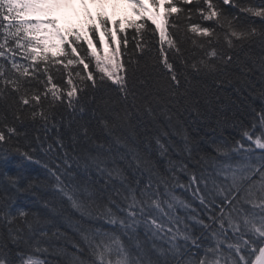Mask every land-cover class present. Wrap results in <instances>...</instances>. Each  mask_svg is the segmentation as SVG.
<instances>
[{
	"label": "snow or ice",
	"instance_id": "1",
	"mask_svg": "<svg viewBox=\"0 0 264 264\" xmlns=\"http://www.w3.org/2000/svg\"><path fill=\"white\" fill-rule=\"evenodd\" d=\"M70 2L0 0V160H6L12 151L33 160L32 152L37 149L29 144L31 151H21L13 140L26 136L16 125L30 119L37 131L45 134L44 140L36 136L39 150L49 156L55 153V169L47 163L43 167L55 177L56 193L70 202L82 220L103 219L119 226L120 235L77 229L82 244L73 243V247L90 259L74 255L71 264H264V151L253 164L250 148L245 149L246 162L233 164L218 159L229 156L227 141L201 137L217 155L200 154L199 143H190L185 134L182 154L199 168L197 175V168L190 170L187 163L177 164L168 157V148L160 138L168 133L159 122L163 117L176 134L173 120L180 123L185 113L191 116L193 112L200 117V101L210 106V96L226 85L238 95L247 92L251 96L258 81L259 98L264 101V0L259 4L147 0L148 6L146 0H123L139 22L129 20L124 27L119 20L110 21L100 14L83 34L61 29L51 18L56 9ZM128 28L134 31L128 33ZM100 35L108 40L109 55L101 54ZM254 45L260 49L259 56L252 52ZM113 92H118L119 98L110 97L103 104L97 101L98 93ZM94 103L91 119L78 121L77 113L89 111ZM99 108L103 112L98 113ZM252 111L264 128V106ZM148 120L160 129L159 135H148L153 131ZM252 123L255 127V119ZM61 127L69 134L71 151ZM53 129L59 147L48 143L44 148ZM101 129L103 136H98ZM243 136L252 138L247 130ZM153 139L159 157H167L163 171L152 155ZM254 143L264 150V132ZM231 151L239 154L235 146ZM176 171L189 177L187 186ZM0 177V264H18L17 258L19 264H41L32 256L25 259L20 251L21 245L29 244L36 231L33 225L40 224V218L12 209L16 193L28 192L37 178L21 187L18 177ZM177 186L191 191L203 211L175 196ZM9 188L14 192L10 194ZM43 207L48 208L49 203L45 201ZM178 207L191 211L182 219L176 215ZM30 215L35 219L29 220ZM188 220L199 226L198 234ZM141 228L143 239L138 235ZM122 236L130 244L124 243ZM209 237L215 246L205 244ZM156 240H163L166 247Z\"/></svg>",
	"mask_w": 264,
	"mask_h": 264
},
{
	"label": "trees",
	"instance_id": "2",
	"mask_svg": "<svg viewBox=\"0 0 264 264\" xmlns=\"http://www.w3.org/2000/svg\"><path fill=\"white\" fill-rule=\"evenodd\" d=\"M242 2L259 4L260 0H242ZM93 10L94 11H91L92 13L89 14V17H91L92 20V25L96 24V16L100 14L107 16L110 21L119 20L124 27H126L127 21L132 20L139 22L140 19L136 15L132 16L129 13H121L116 19L112 20L109 15L101 12L98 8H94ZM198 22L203 23V21ZM255 23L258 27L261 25L258 18L255 20ZM111 27L112 25L109 24L110 29ZM63 29L68 30L67 28L65 29L64 26ZM85 30L86 29H83V32L81 30L82 34L85 33ZM127 31L128 33H132L134 30L128 28ZM129 39H131L130 35ZM97 43L100 45L102 55L106 56L110 54L111 50L107 39L100 35L97 37ZM85 47L87 46L85 45ZM252 52L256 56L261 54L259 47L255 45L253 46ZM208 83L210 84L211 81H208ZM202 86L203 85H201V87ZM109 87L115 86L109 85ZM213 88L215 89L214 85ZM256 88L257 91L251 96L247 92L238 95L231 87L226 85L222 90L215 92V95L210 96L212 101L210 106L205 105L203 100L200 101L198 105V108L202 113L200 117H197L195 112H193L191 116H189L188 113H185V115L180 118V123L173 120V127L176 134H173V128H169L163 117H161L159 122L162 129L166 131L168 135L161 136L160 138L168 148V157L173 161H176L177 164L181 162L187 163L190 170L197 168V175L199 174V168L187 160V154H182L184 146L183 136L186 134L189 137L190 143L193 141L199 143L201 148L200 154H203L206 151L210 155H217L211 147L204 143V140H215L216 142L227 141L229 156L219 157V160H228L233 164L246 162L243 159L245 149L250 148L251 151L248 155L250 156L251 162L255 164L257 162L256 157L264 151L256 148L254 143L255 138L264 132V128L261 127L259 122V116L252 111V108H255L258 112L259 109L264 106V101H261L259 98L258 89L260 88V84L258 81H256ZM110 97L119 98V93L113 92L108 95L98 93L97 101L103 104V102L109 100ZM217 97H219V100H217ZM249 105H251V108ZM93 107H96L95 103L89 106V111H86L85 113H77L76 119L82 123L89 121L91 119L90 109ZM122 107V104L119 105L117 110H120ZM129 108H131L130 101ZM100 112H103V108L98 109V113ZM253 119H255V127H253ZM217 121H220V123L217 124ZM133 123H135V119L133 120ZM16 126L19 132L26 133V136L13 137L15 144L20 147V150L31 151V148L29 147V144H31V146L36 148L37 151L32 152L33 160L31 161L24 159L18 152H9L6 160H0V174L18 177V183L21 187H27L28 183L33 180V178H37L33 184V188L28 192L16 193V199L12 204V209L13 211L16 209H23L30 214L35 213L36 217H39L41 220L40 224L34 223L33 226L36 229L35 234L32 236V239L27 246L21 245L20 251L25 259H27L28 256H32L34 259H38L41 264H71L74 255H79L80 259H90L88 254L77 253L76 248L73 247V243L82 244L81 232L77 231V229H80L81 231L91 230L93 233L96 229H100L101 231H114L117 235H120V232L117 231L119 226L109 225L103 219L85 218L82 220L80 214L71 208L70 202L67 201L65 197L56 193V189L54 188L55 177L51 176L47 169L43 167L45 163L53 169L56 167L52 162L55 158V153L52 156L46 155L44 151L39 150V145L36 144V136L39 135L41 140H44V132L42 130L37 131V127L30 119L26 120L23 124H17ZM75 126L76 125L73 124V127ZM93 126L99 128V125L96 124L95 121H93ZM147 126L153 129L152 132L148 133L149 136L160 134V129H156L150 120L147 121ZM245 130L252 134L251 139L243 136V131ZM60 131L61 133H64L63 138L68 142L69 151H71L69 134L65 132L63 127H61ZM122 131L123 130L117 131L116 134L121 135ZM137 132L140 135L141 141H143L144 134L139 127L137 128ZM123 135H127V133L123 132ZM55 136L56 130L53 129L47 134V141L44 143V148H47L48 143H51L54 148L58 149L59 146L55 142ZM98 136H103L102 129L98 131ZM201 137H203L204 140H201ZM240 141H243L242 145L238 143ZM233 146L238 148L239 154L231 151ZM139 147L143 150L144 144L141 143ZM151 149L153 158L159 161V167L161 171H163L167 163V157H159L154 139L151 141ZM93 154H95L94 150ZM193 154L196 159H199V154H197L195 150ZM60 155H63V153H60ZM35 161H39V163H36ZM56 163H60V161L57 160ZM176 175L179 177L182 184L185 186L189 184V177L187 175L179 171H176ZM93 177L95 178V173H93ZM41 181L44 182L43 185L37 187ZM102 182L103 181H101V183ZM5 186H7L6 182ZM192 187L194 188L195 185ZM12 192H14V189L9 188V193L11 194ZM32 193H35V195ZM173 194L186 202H190L191 207H195L201 212L203 211L200 209L199 202L192 199L191 191H187L185 188L177 186L173 189ZM37 197H40L39 202L37 201ZM45 201L49 203L48 208L43 207ZM52 208H56L57 211L52 212ZM190 211L191 208L184 210L178 207L176 215L183 219L185 218L186 212ZM256 211L258 212L259 209H256ZM28 218L29 220L35 219L32 215ZM203 219L207 222V216H204ZM45 220H47L48 223H44L43 221ZM186 222L192 226L198 234L199 226H195L190 220ZM180 226L183 227V225ZM25 231H27V228H25ZM42 233H47V235H42ZM138 235L141 239L144 238L142 228L138 229ZM228 235L231 236V232H229ZM121 238L124 243L130 244L127 237L122 236ZM154 242L166 247L163 240H156ZM205 244L215 246V241L211 240L209 237V239L205 241ZM221 247L225 253L228 252L226 245H222ZM17 259L19 264V258Z\"/></svg>",
	"mask_w": 264,
	"mask_h": 264
},
{
	"label": "rangeland",
	"instance_id": "3",
	"mask_svg": "<svg viewBox=\"0 0 264 264\" xmlns=\"http://www.w3.org/2000/svg\"><path fill=\"white\" fill-rule=\"evenodd\" d=\"M95 7L108 11L111 18H117L123 12L133 13L132 9L123 3V0H104L102 3L99 0H83V3L81 0H71L68 5L56 9L51 18L58 21L59 27L63 24L68 30L76 29L83 32V29L92 25L89 13Z\"/></svg>",
	"mask_w": 264,
	"mask_h": 264
}]
</instances>
